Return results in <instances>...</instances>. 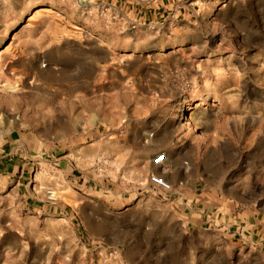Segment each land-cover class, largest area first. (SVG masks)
Masks as SVG:
<instances>
[{
    "label": "rangeland",
    "instance_id": "obj_1",
    "mask_svg": "<svg viewBox=\"0 0 264 264\" xmlns=\"http://www.w3.org/2000/svg\"><path fill=\"white\" fill-rule=\"evenodd\" d=\"M0 264H264V0H0Z\"/></svg>",
    "mask_w": 264,
    "mask_h": 264
},
{
    "label": "built area",
    "instance_id": "obj_2",
    "mask_svg": "<svg viewBox=\"0 0 264 264\" xmlns=\"http://www.w3.org/2000/svg\"><path fill=\"white\" fill-rule=\"evenodd\" d=\"M152 183L158 187H161L163 189H169V185L167 184V182H165L162 178H159V177H153L152 178ZM50 200H55V197L50 194L49 197H48Z\"/></svg>",
    "mask_w": 264,
    "mask_h": 264
}]
</instances>
